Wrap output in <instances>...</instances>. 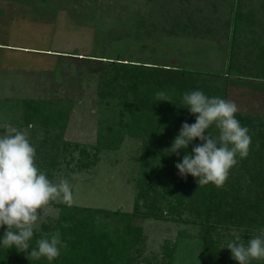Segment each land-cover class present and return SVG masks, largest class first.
Returning <instances> with one entry per match:
<instances>
[{
    "label": "trees",
    "instance_id": "16d2710c",
    "mask_svg": "<svg viewBox=\"0 0 264 264\" xmlns=\"http://www.w3.org/2000/svg\"><path fill=\"white\" fill-rule=\"evenodd\" d=\"M142 1L151 5L143 31L113 28L102 57L88 60L99 65L98 140L95 146H76L89 159L84 165L88 168L98 164L103 150H119L126 137L142 140L134 211L57 204V216L39 226L30 250L42 233L59 231L67 244L59 257L37 260L0 243V264H175L176 243L170 240L161 255L143 258L146 235L136 220L199 226L200 264H237L226 248L230 232L247 242L264 231V113L239 110L236 114L249 129L252 143L246 158L237 156L223 187L198 186L196 178L182 177L175 167L185 155L193 154L202 143L199 139L178 154L170 153L182 125L196 122L183 102L185 92L202 90L208 97L231 100L236 81H264V0ZM158 92L165 93L168 102L158 99ZM56 101L49 100V106ZM71 105L48 112V120L58 130L56 136L48 131L50 146L31 141L36 164L45 172L58 165V144L65 143L61 121L69 118ZM43 107L33 108L34 118L26 120L39 123ZM207 133L219 135L214 125ZM6 230L0 227V242Z\"/></svg>",
    "mask_w": 264,
    "mask_h": 264
},
{
    "label": "rangeland",
    "instance_id": "374dc122",
    "mask_svg": "<svg viewBox=\"0 0 264 264\" xmlns=\"http://www.w3.org/2000/svg\"><path fill=\"white\" fill-rule=\"evenodd\" d=\"M35 2H44V6L49 8L42 9V16L34 17L33 26L28 24L33 39L27 44L34 50L27 53L33 59V67L29 60V73L22 77L12 74L0 76V79L8 78L9 81L7 84L0 81V125L27 129L34 145L45 141L50 146L48 135L56 136L58 130L48 120V112L52 107L56 112L72 103L69 118L61 121L65 125V143L58 144L61 156L57 167L47 172L37 167L53 181L59 177L68 179L74 196L69 205L132 213L142 140L126 137L119 150H103L98 164L88 168L84 165L89 163V159L81 155L76 146H95L98 140L100 114L96 91L99 65L88 60L102 57L107 33L113 28L132 33L143 31V21L148 18L151 5L142 0ZM16 78L21 79L20 84ZM263 82L258 79L236 81L230 101H234L239 110L264 113ZM49 100L57 101L49 106ZM40 104L44 107L39 123H34V119L26 120L30 119L32 109ZM5 131L0 127V134H5ZM52 203L44 222L57 216L59 209L55 205L68 204L62 200ZM135 224L143 227L146 235L143 258L161 255L165 241L170 240L176 243L175 264H200L202 242L199 226L155 220H136ZM230 235L233 240L236 232L231 231Z\"/></svg>",
    "mask_w": 264,
    "mask_h": 264
},
{
    "label": "clouds",
    "instance_id": "9594fccd",
    "mask_svg": "<svg viewBox=\"0 0 264 264\" xmlns=\"http://www.w3.org/2000/svg\"><path fill=\"white\" fill-rule=\"evenodd\" d=\"M156 95L168 102L165 93ZM183 102L196 116V122L182 125L170 153L178 154L180 149H187L194 139L202 143L175 167L182 177L191 175L196 178L198 186L223 187L230 170L238 163L237 156L244 159L249 154L252 143L249 129L236 119L239 108L234 101L208 97L202 90H193L183 94ZM213 125L219 131L216 138L207 133ZM0 127L6 130L0 135V227L7 229L0 243L5 248L15 247L28 253L33 259L53 261L59 257L61 248L67 247L59 231L42 233L31 250L30 241L48 216L52 202L62 200L71 204L74 201L72 185L63 177L55 181L49 179L37 167L36 150L27 129L9 124ZM226 248L237 264L264 260V231L247 242L236 234Z\"/></svg>",
    "mask_w": 264,
    "mask_h": 264
},
{
    "label": "crops",
    "instance_id": "0c3cea01",
    "mask_svg": "<svg viewBox=\"0 0 264 264\" xmlns=\"http://www.w3.org/2000/svg\"><path fill=\"white\" fill-rule=\"evenodd\" d=\"M46 8H49V6L45 7L44 2H35V0H0L1 77L4 74L22 77L23 74L29 73V60L32 61L33 67V59L27 53L28 50H34L33 47L27 44L28 41L33 39L29 32L28 24L31 23L30 25L33 26L34 17L42 16L41 11ZM59 9L61 8L59 7ZM41 52L49 51L41 50ZM16 79L20 84L21 79ZM0 81L4 84L9 82L8 78L0 79Z\"/></svg>",
    "mask_w": 264,
    "mask_h": 264
}]
</instances>
